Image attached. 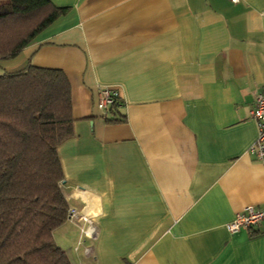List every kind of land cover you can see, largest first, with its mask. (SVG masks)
<instances>
[{
	"label": "crops",
	"instance_id": "crops-1",
	"mask_svg": "<svg viewBox=\"0 0 264 264\" xmlns=\"http://www.w3.org/2000/svg\"><path fill=\"white\" fill-rule=\"evenodd\" d=\"M67 7L0 72L62 69L73 136L56 149L68 206L94 216L54 231L71 264H264V161L248 152L264 92V0H50ZM119 91L104 120L96 86Z\"/></svg>",
	"mask_w": 264,
	"mask_h": 264
},
{
	"label": "trees",
	"instance_id": "trees-1",
	"mask_svg": "<svg viewBox=\"0 0 264 264\" xmlns=\"http://www.w3.org/2000/svg\"><path fill=\"white\" fill-rule=\"evenodd\" d=\"M67 7L0 0V59L17 55ZM118 105L107 121L122 120ZM62 69L27 64L0 72V264H71L54 231L66 220L57 147L73 136Z\"/></svg>",
	"mask_w": 264,
	"mask_h": 264
},
{
	"label": "built area",
	"instance_id": "built-area-1",
	"mask_svg": "<svg viewBox=\"0 0 264 264\" xmlns=\"http://www.w3.org/2000/svg\"><path fill=\"white\" fill-rule=\"evenodd\" d=\"M238 2L239 0H231ZM97 100L96 107L100 116L106 120L110 116V107L114 104L119 105V91L116 87L106 84L96 86ZM252 118L256 124V139L250 144L248 152L255 158L264 161V92L254 94L253 108L251 110ZM67 220L70 222H81L79 227V239L76 242L75 249L82 244L85 238H95L97 229L94 224V216L76 206H67ZM264 221V209L247 205L243 210L236 212L231 221L226 224L230 233H235L241 228L255 226Z\"/></svg>",
	"mask_w": 264,
	"mask_h": 264
}]
</instances>
